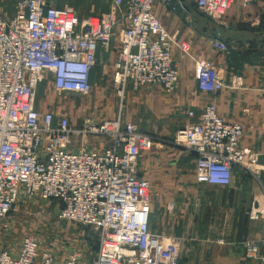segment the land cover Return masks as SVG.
<instances>
[{
	"label": "built area",
	"instance_id": "obj_1",
	"mask_svg": "<svg viewBox=\"0 0 264 264\" xmlns=\"http://www.w3.org/2000/svg\"><path fill=\"white\" fill-rule=\"evenodd\" d=\"M157 1L170 2L112 0L105 14L81 19L53 0H18L13 16L0 13V219L22 195L57 201L59 218L98 234L97 251L87 264H180V240L151 229L152 184L140 175V156L156 137L122 117L129 86L160 85L169 95L177 89L175 35L155 14ZM184 1L214 19L236 2ZM115 37L120 46L111 75L121 98L117 116L87 115L75 123L67 113L40 108L38 89L47 79L59 93L88 96L98 52L109 49ZM178 44L190 51L189 41ZM214 45L229 49L217 38ZM195 75L200 91L217 94L225 87L224 70L207 58L196 59ZM243 132L242 124L224 119L210 102L199 113L186 111L171 143L195 155L198 183L225 186L235 166L258 178L259 154L241 143ZM248 217L264 219V192ZM244 248L247 258L264 264V236L245 240ZM81 256L73 250L59 263L29 234L17 250L0 251V264H80Z\"/></svg>",
	"mask_w": 264,
	"mask_h": 264
},
{
	"label": "crops",
	"instance_id": "obj_2",
	"mask_svg": "<svg viewBox=\"0 0 264 264\" xmlns=\"http://www.w3.org/2000/svg\"><path fill=\"white\" fill-rule=\"evenodd\" d=\"M17 1L15 10L4 16H13ZM82 1L99 2L97 11L87 8V12L78 14L84 19L105 14L112 0H53L58 6ZM190 10V5L181 0H170L169 4L157 1L154 5L155 14L175 35L173 53L179 72L175 92L169 95L160 85L138 90L129 86L122 109L123 119L156 137L153 148L140 156V175L152 184L150 226L157 234L180 240V264H262L246 257L244 241L264 236V219L248 217L251 204L264 192V0H254L247 6L236 0L228 10V23L218 25L207 21L197 27ZM216 35L227 43L231 38L233 45L220 51L214 45ZM182 40L189 41V52L180 48ZM119 46L115 37L109 49L99 50L94 72H112ZM197 58H207L224 70L226 84L221 92L198 89ZM210 102L217 104L224 119L242 124L241 143L259 154L258 178L235 166L229 185L198 183L195 155L171 143L186 120V111L199 113ZM39 106L55 112L60 109L51 104ZM4 248L2 245L0 251Z\"/></svg>",
	"mask_w": 264,
	"mask_h": 264
},
{
	"label": "rangeland",
	"instance_id": "obj_3",
	"mask_svg": "<svg viewBox=\"0 0 264 264\" xmlns=\"http://www.w3.org/2000/svg\"><path fill=\"white\" fill-rule=\"evenodd\" d=\"M15 3V0H0V13L5 15L13 12ZM68 4V7L73 8L79 15L87 12V8L90 12L97 11L99 8L98 1ZM190 8L197 27L206 25L207 21L211 25H218V23L227 22L230 18L228 15L230 10L222 18L214 19L202 16L192 6ZM233 43L229 38L228 46L231 47ZM111 74L94 72L93 89L88 96L59 93L53 88L51 80L47 79L38 89V102L42 105L51 104L59 107L58 111L70 115L75 123L87 115H95L98 119L112 118L118 111L121 98L113 86ZM91 140L95 141V139ZM58 209L59 204L55 200L22 195L7 217L0 219V247L3 245L5 248L16 249L20 246L23 237L32 234L39 238L40 250H49L57 262H64L70 252L78 250L82 253L80 264H87L97 251V232L90 226L59 218Z\"/></svg>",
	"mask_w": 264,
	"mask_h": 264
},
{
	"label": "water",
	"instance_id": "obj_4",
	"mask_svg": "<svg viewBox=\"0 0 264 264\" xmlns=\"http://www.w3.org/2000/svg\"><path fill=\"white\" fill-rule=\"evenodd\" d=\"M181 1H184V0H181ZM201 15H202V16H204V14H203V13H201ZM216 38H217V39H219L217 35H216ZM220 40H221V39H220Z\"/></svg>",
	"mask_w": 264,
	"mask_h": 264
},
{
	"label": "trees",
	"instance_id": "obj_5",
	"mask_svg": "<svg viewBox=\"0 0 264 264\" xmlns=\"http://www.w3.org/2000/svg\"><path fill=\"white\" fill-rule=\"evenodd\" d=\"M193 7V9L195 10V11H197V12H199L194 6H192ZM200 13V12H199ZM98 247V246H97Z\"/></svg>",
	"mask_w": 264,
	"mask_h": 264
}]
</instances>
